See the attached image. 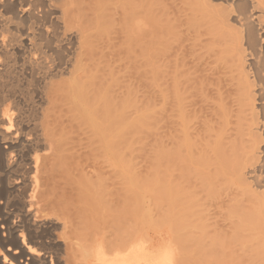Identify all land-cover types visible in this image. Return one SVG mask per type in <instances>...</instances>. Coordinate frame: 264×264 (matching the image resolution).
<instances>
[{
  "label": "bare ground",
  "instance_id": "1",
  "mask_svg": "<svg viewBox=\"0 0 264 264\" xmlns=\"http://www.w3.org/2000/svg\"><path fill=\"white\" fill-rule=\"evenodd\" d=\"M0 264H264V0H0Z\"/></svg>",
  "mask_w": 264,
  "mask_h": 264
},
{
  "label": "rangeland",
  "instance_id": "2",
  "mask_svg": "<svg viewBox=\"0 0 264 264\" xmlns=\"http://www.w3.org/2000/svg\"><path fill=\"white\" fill-rule=\"evenodd\" d=\"M139 79L140 78H137V80H135V84H136V86H139L140 92H139L138 98H141L144 95L143 94L144 91H143V88H141L142 86L140 85L142 83V81ZM158 100L159 99L156 98V101H158ZM158 104H159V101H158ZM156 116H157L156 119L154 121H151L148 124L147 129L144 130L143 133H141L140 135H136L135 139H134V151H135L134 158L135 159L133 160V164H134L133 169L137 170L136 172H134V173H136L135 176H137L135 181L138 180L139 178H141L142 174H143L142 180H144V179L148 180L147 178L144 177V175L148 176V174H149V173L147 174L148 171L149 172L151 171V174L153 173V175L149 174L150 176L148 177V178L152 177V178H150L152 181H156L157 179L159 181H161L160 178H162L161 177L162 176V174H161V172H162V168H161V166H162V162H161L162 159L161 158L162 157H161V155H162V151H163L162 148L163 147H162L161 135H162V124L163 123H162V118H160L161 116H159L158 110L156 112ZM143 159H144V161H143ZM144 162H146V163H144ZM143 169H145L144 172H143ZM153 169H155V170L157 169V170L156 171L154 170L155 171L154 172ZM135 170H133V171H135ZM155 173H156L157 179H156V177H154ZM137 174L141 175V177L138 178ZM160 174H161V176H160ZM153 177H154V179H153ZM139 180H141V179H139Z\"/></svg>",
  "mask_w": 264,
  "mask_h": 264
}]
</instances>
